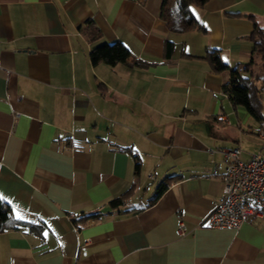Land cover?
Segmentation results:
<instances>
[{
    "label": "crops",
    "instance_id": "crops-1",
    "mask_svg": "<svg viewBox=\"0 0 264 264\" xmlns=\"http://www.w3.org/2000/svg\"><path fill=\"white\" fill-rule=\"evenodd\" d=\"M162 1L0 0V199L33 225L0 231V264H264V217L199 225L223 195L224 150L248 161L264 127L204 57L247 63L264 0L191 5L204 30L182 33ZM103 42L139 64H92ZM250 73L264 103L258 57Z\"/></svg>",
    "mask_w": 264,
    "mask_h": 264
},
{
    "label": "trees",
    "instance_id": "trees-1",
    "mask_svg": "<svg viewBox=\"0 0 264 264\" xmlns=\"http://www.w3.org/2000/svg\"><path fill=\"white\" fill-rule=\"evenodd\" d=\"M206 1L163 0L160 16L170 31L179 33L193 29L203 31L204 29H202L201 24L191 11V5H202ZM84 34L90 42H95L101 38L100 31L93 25L85 27ZM250 39L252 41L251 59L243 64L242 67L237 65L235 68H229L227 63L221 59L217 50L206 51L204 58L208 61L213 71H229V80L222 86V91L228 96L231 104L235 107L242 106L255 121L264 124L263 89L256 83L255 78L250 73V67L255 64V57L259 58L260 64L264 69V28L254 22ZM171 49L172 44L168 42V54ZM89 58L92 64H97L98 62H105L110 65L118 62H126L130 65L139 64L138 61L130 59L129 50L121 42L96 44L91 48ZM166 186L167 183L161 184L152 201L160 196ZM126 195L127 193L112 199L110 205L112 207L121 206L125 201ZM95 216V214L88 215V217ZM18 227L33 228V225L14 219L10 205L0 199V231Z\"/></svg>",
    "mask_w": 264,
    "mask_h": 264
},
{
    "label": "built area",
    "instance_id": "built-area-1",
    "mask_svg": "<svg viewBox=\"0 0 264 264\" xmlns=\"http://www.w3.org/2000/svg\"><path fill=\"white\" fill-rule=\"evenodd\" d=\"M264 142V127L257 131ZM239 147L223 152V195L199 225L207 228H238L244 222L264 217V155L253 154L248 161L240 159ZM180 235L187 233L179 222Z\"/></svg>",
    "mask_w": 264,
    "mask_h": 264
},
{
    "label": "rangeland",
    "instance_id": "rangeland-1",
    "mask_svg": "<svg viewBox=\"0 0 264 264\" xmlns=\"http://www.w3.org/2000/svg\"><path fill=\"white\" fill-rule=\"evenodd\" d=\"M257 144H259L258 146V153H261V154H263L264 155V143L263 142H261L260 140H258L257 141ZM256 154V153H255Z\"/></svg>",
    "mask_w": 264,
    "mask_h": 264
}]
</instances>
